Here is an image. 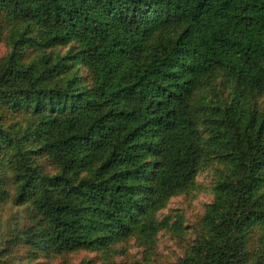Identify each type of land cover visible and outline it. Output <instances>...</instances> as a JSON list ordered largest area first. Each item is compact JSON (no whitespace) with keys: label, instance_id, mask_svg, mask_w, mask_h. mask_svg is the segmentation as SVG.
Here are the masks:
<instances>
[{"label":"trees","instance_id":"16d2710c","mask_svg":"<svg viewBox=\"0 0 264 264\" xmlns=\"http://www.w3.org/2000/svg\"><path fill=\"white\" fill-rule=\"evenodd\" d=\"M0 46V264H130L214 159L174 264H264V0H0Z\"/></svg>","mask_w":264,"mask_h":264},{"label":"rangeland","instance_id":"374dc122","mask_svg":"<svg viewBox=\"0 0 264 264\" xmlns=\"http://www.w3.org/2000/svg\"><path fill=\"white\" fill-rule=\"evenodd\" d=\"M6 54L5 46H0V58ZM219 76L209 84L205 93L201 94L194 103L199 106L207 105L204 98L211 104L224 99L228 90L221 85ZM228 175L224 164L217 160L205 163L194 180V185L188 191L171 197L160 209L155 220L161 224L160 230L154 237V245L150 249L141 248L135 239L114 245L107 253H102L111 263L128 262L130 264H174L180 259L188 243L194 240L199 218L214 200V185ZM0 216H9L7 207H0ZM100 254L98 257L100 258ZM94 259V255L72 254L66 259L69 264H78L83 259ZM50 264H60V259H53Z\"/></svg>","mask_w":264,"mask_h":264}]
</instances>
